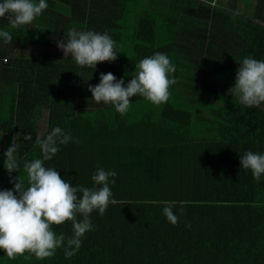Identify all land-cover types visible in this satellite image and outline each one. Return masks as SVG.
Masks as SVG:
<instances>
[{
	"label": "trees",
	"instance_id": "trees-1",
	"mask_svg": "<svg viewBox=\"0 0 264 264\" xmlns=\"http://www.w3.org/2000/svg\"><path fill=\"white\" fill-rule=\"evenodd\" d=\"M212 2L46 0L34 29L12 28L11 14L0 18V30L12 35L10 43L0 37L1 182L11 190L10 180L20 176L27 186L24 163L43 159L35 141L55 127L72 140L58 145L46 168L89 189L100 187L92 180L98 167L117 173L114 184L109 178L116 203L103 215L91 213L92 230L75 255L65 256L73 236L69 221L52 226L65 236L54 256L10 260L0 250V264H264V175L257 182L240 166L245 152L264 154V104L247 109L231 90L244 58L264 61V0ZM169 9L176 15L161 16ZM126 14L133 25L128 38L139 42L134 55L121 57ZM72 28L107 33L117 59L92 69L64 57L57 42ZM157 52L175 66L170 78L185 72L191 85L174 84L161 106L137 95L123 117L92 100L88 87L99 84L101 73L123 78L126 86L136 64ZM10 145L19 165L11 174L4 167ZM172 201L176 225L163 214Z\"/></svg>",
	"mask_w": 264,
	"mask_h": 264
},
{
	"label": "clouds",
	"instance_id": "clouds-1",
	"mask_svg": "<svg viewBox=\"0 0 264 264\" xmlns=\"http://www.w3.org/2000/svg\"><path fill=\"white\" fill-rule=\"evenodd\" d=\"M47 7L46 0H3L0 2V18L11 14V27L17 28L33 23ZM0 37L5 43L12 40V35L6 30H0ZM57 47L63 51L64 57L70 54L81 67L95 69L98 63L117 59L115 42L107 33L72 28L67 32L66 40L57 42ZM239 64L231 90L245 108L259 107L264 104V61L246 57ZM135 68L136 74L126 86L123 78L117 80L111 72L101 73L99 84L88 87L92 100L97 104L103 102L114 106L122 117L129 112L131 99L137 95L155 106L167 103L170 87L176 82L170 78L176 69L168 56L157 52L140 60ZM25 139L30 140L31 135H26ZM70 140V133H65L60 127H55L43 139L37 137L35 143L41 149L43 159L24 163L27 186L17 176L10 180L14 184L12 190H0V250L10 260L25 254L34 255L39 260L54 256L58 248L65 246V236H57L52 226L69 221L73 225V236L67 239L65 256L72 257L81 247V238L92 230L91 213L98 210L103 215L109 204L116 203L111 198L109 187L110 177L113 178L111 183H115V171L98 167L92 180L100 187L89 189L73 187L60 177L57 170L44 166V161L51 160L57 154L58 145L67 144ZM14 152V146L10 145L4 153V167L9 174L18 172L19 168ZM240 166L250 170L253 178L259 182L264 175V154L247 151L240 158ZM78 192L82 195L78 196ZM175 204L172 201L163 208L164 216L173 225L179 219L173 212ZM78 215L83 219L78 220Z\"/></svg>",
	"mask_w": 264,
	"mask_h": 264
},
{
	"label": "rangeland",
	"instance_id": "rangeland-1",
	"mask_svg": "<svg viewBox=\"0 0 264 264\" xmlns=\"http://www.w3.org/2000/svg\"><path fill=\"white\" fill-rule=\"evenodd\" d=\"M224 1H226V0H224ZM212 4L213 5L215 4V0H213ZM242 5H243V3H239L238 4V8L241 9L242 8ZM174 15H176V11H174V9H169V10L165 11L161 16H170L171 17V16H174ZM131 17H132V15L126 14L124 16V20H123L124 22L128 23V25L123 29V33H122V36H124L126 38H128V36L130 35V33L133 31V25L131 24V22H132ZM157 22L158 23L163 22L164 24L165 23L168 24L170 21H168L166 19H162V20L159 19ZM27 26L29 28H31V29H34V27L30 26V24H28ZM136 27H137V25H136ZM122 40H125V39H121V41H120L122 43V46H121L120 51L118 52V54L121 57H124L127 53L129 55H131V54L134 55L135 52L133 51L132 47H133V44L139 42V40L138 39L129 40V38H128V40H126V42H123ZM122 48H124L125 50L122 49ZM18 51L19 52L20 51H23V49H20L19 48ZM69 56H71V55L69 54ZM200 66H203V63H200L199 64V67H198V69H201L202 70L203 67L200 68ZM187 75L188 74L185 73V72H180V74L178 75V79L175 80L176 81L175 84H176L177 88L180 87L182 89L183 86L184 87H187L188 85H191V83L189 84V82H188L189 81V75L188 76ZM176 86H173L172 85L170 87V95H171V92H172V96H173V94H174L173 87H176ZM143 106H144V108L147 109L148 107H151V104L150 103H144ZM9 188H10L9 182H5V181L4 182H1V179H0V190H9Z\"/></svg>",
	"mask_w": 264,
	"mask_h": 264
},
{
	"label": "crops",
	"instance_id": "crops-1",
	"mask_svg": "<svg viewBox=\"0 0 264 264\" xmlns=\"http://www.w3.org/2000/svg\"><path fill=\"white\" fill-rule=\"evenodd\" d=\"M30 26H32V27H34V28L36 27L34 24H30Z\"/></svg>",
	"mask_w": 264,
	"mask_h": 264
}]
</instances>
